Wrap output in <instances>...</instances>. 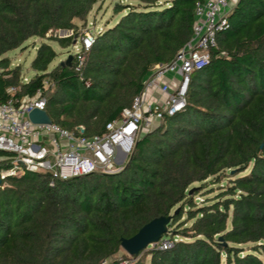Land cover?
Instances as JSON below:
<instances>
[{
    "label": "trees",
    "instance_id": "trees-1",
    "mask_svg": "<svg viewBox=\"0 0 264 264\" xmlns=\"http://www.w3.org/2000/svg\"><path fill=\"white\" fill-rule=\"evenodd\" d=\"M126 1L115 3L122 15L97 33L79 72L74 55L50 67L58 53L44 39L69 47L75 19L85 20L97 0H0V102L41 88L54 123L103 133L152 68L190 41L198 0ZM58 30L73 34L49 36ZM33 37L44 41L24 81L22 65L6 54ZM222 177L227 182L210 196L215 189L207 187ZM7 182L0 183V264H144V253L150 264H264V0L234 3L209 63L192 75L186 106L141 134L123 169L66 180L27 171ZM160 216H171L160 239L171 247L123 250L122 238Z\"/></svg>",
    "mask_w": 264,
    "mask_h": 264
},
{
    "label": "built area",
    "instance_id": "built-area-1",
    "mask_svg": "<svg viewBox=\"0 0 264 264\" xmlns=\"http://www.w3.org/2000/svg\"><path fill=\"white\" fill-rule=\"evenodd\" d=\"M236 1L198 0L190 41L172 61L152 68L142 92L123 110L121 118L106 124L101 134L87 136L54 122L34 123L29 113L34 108L45 110L47 103L41 88L33 96L21 100L10 97L0 102V152L10 153L0 158L1 183L8 185V177H20L27 171L49 173L53 178L66 180L123 169L136 139L157 126L165 115H174L186 106L192 75L209 63L218 32L228 27V14ZM97 33L87 28L79 38L80 48L74 53L76 71L81 72ZM155 87L160 89L163 99L150 102L149 90ZM9 91L15 92L16 87ZM4 160H8V167H1ZM171 243L166 238L157 242L162 249ZM130 261L123 258L120 264Z\"/></svg>",
    "mask_w": 264,
    "mask_h": 264
},
{
    "label": "rangeland",
    "instance_id": "rangeland-1",
    "mask_svg": "<svg viewBox=\"0 0 264 264\" xmlns=\"http://www.w3.org/2000/svg\"><path fill=\"white\" fill-rule=\"evenodd\" d=\"M119 1H122L123 3L127 2L126 0H97L92 11L89 13L88 17L85 20L75 19V23L77 24V31L74 34L75 36H74L73 42L69 47H62L56 41L44 39L45 41H48L49 43H51L54 49L56 50V52L58 53L54 63L50 67H53L55 64H57L61 60L68 59L70 54L74 55V53L79 50L80 48L79 38L87 30V28H90L92 29L94 33H97L98 31L104 30L106 27L113 26L119 20L120 16L122 15V14H114V11H113L115 3ZM72 34H73V30L72 31L71 30H58L54 33H49V36L57 35L59 37H63V36H70ZM44 40H42L39 37H33L29 39L28 42H26L25 48L14 49V50L7 52L6 54L11 59L13 65L17 63L22 65L23 67L22 74L24 77V81H28L35 74V71L33 70L31 63L33 59L35 58L38 46ZM44 82H45V87L48 88L50 86L49 80L46 79ZM52 87H53V84H52ZM159 124L160 122L157 125ZM126 162L122 165L123 167L125 166ZM227 180H228L227 177L226 178L222 177L221 183L219 184L215 183L213 185H209L207 188L215 189V192L211 193L210 196H214L217 192H219L218 188L222 187V184H225ZM210 182L212 181H209L208 183ZM195 186H200V184L196 183ZM206 190L207 189H204L202 193H199L197 195L196 200L198 201V204H200L206 198L202 196V194L206 192ZM179 239L180 237H177V240ZM171 246H172V243H171ZM122 255H123V252L121 251L118 257L121 258ZM142 260L144 261V264H150V255L147 256L146 253H144L142 256ZM105 264H108V262Z\"/></svg>",
    "mask_w": 264,
    "mask_h": 264
},
{
    "label": "water",
    "instance_id": "water-1",
    "mask_svg": "<svg viewBox=\"0 0 264 264\" xmlns=\"http://www.w3.org/2000/svg\"><path fill=\"white\" fill-rule=\"evenodd\" d=\"M73 59V55L68 57V63ZM29 118L34 123H52L53 120L49 117L46 110L34 108L29 113ZM2 182L0 178V183ZM171 216H160L152 219L140 230L129 238H122L121 246L129 255H138L143 249L149 245H154L160 241L163 235L167 233L168 224Z\"/></svg>",
    "mask_w": 264,
    "mask_h": 264
},
{
    "label": "crops",
    "instance_id": "crops-1",
    "mask_svg": "<svg viewBox=\"0 0 264 264\" xmlns=\"http://www.w3.org/2000/svg\"><path fill=\"white\" fill-rule=\"evenodd\" d=\"M19 63H17L18 65ZM171 77H168L167 79H170ZM148 101L152 102V101H160L163 99V94L161 93L160 89L155 87L149 90V94L147 97ZM2 157V155H0V158Z\"/></svg>",
    "mask_w": 264,
    "mask_h": 264
}]
</instances>
